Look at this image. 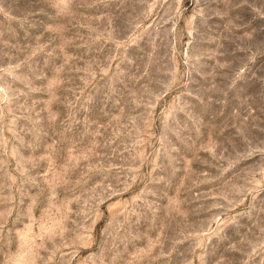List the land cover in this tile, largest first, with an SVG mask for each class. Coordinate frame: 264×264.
I'll list each match as a JSON object with an SVG mask.
<instances>
[{
  "label": "rangeland",
  "instance_id": "obj_1",
  "mask_svg": "<svg viewBox=\"0 0 264 264\" xmlns=\"http://www.w3.org/2000/svg\"><path fill=\"white\" fill-rule=\"evenodd\" d=\"M0 264H264V0H0Z\"/></svg>",
  "mask_w": 264,
  "mask_h": 264
}]
</instances>
